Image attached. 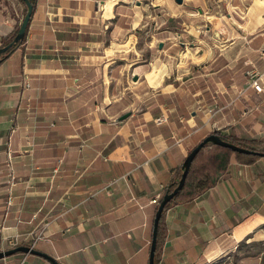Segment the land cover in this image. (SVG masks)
<instances>
[{"label": "crops", "instance_id": "crops-1", "mask_svg": "<svg viewBox=\"0 0 264 264\" xmlns=\"http://www.w3.org/2000/svg\"><path fill=\"white\" fill-rule=\"evenodd\" d=\"M23 13L0 0V46ZM215 130L264 140V0H35L0 59V250L147 264L151 199ZM163 220L155 264H264V156L232 158Z\"/></svg>", "mask_w": 264, "mask_h": 264}, {"label": "trees", "instance_id": "trees-1", "mask_svg": "<svg viewBox=\"0 0 264 264\" xmlns=\"http://www.w3.org/2000/svg\"><path fill=\"white\" fill-rule=\"evenodd\" d=\"M30 2L34 6L35 0H30ZM22 5H23V10H25L23 3ZM17 28H18V24H16L12 35L9 38H6L5 40L2 41L1 46L7 44L12 39L13 35L17 31ZM2 57H4V54L0 55V58ZM214 133L217 134L221 139L226 140L228 142H232L239 146H243L247 148L264 146V140H256V139L244 140L241 138L233 137L230 134L221 132L220 130H215ZM209 146L210 148L207 151H204V148H202L196 154V156L194 157V159L192 160L189 166L182 188L168 203L165 204L163 208V212L161 214L158 223L157 233H156L155 256L158 255L164 238V232H165V225L163 220L164 212L171 204L191 199L192 197L202 192L205 188L211 186L215 182L218 175L226 170L232 158L237 160L247 159L250 161L259 157L257 155L238 153L232 151L227 147H222L219 145L210 144ZM262 149L264 150V148ZM178 177H179V171L177 172V179ZM177 179L170 186L167 187L169 191L173 189Z\"/></svg>", "mask_w": 264, "mask_h": 264}, {"label": "water", "instance_id": "water-1", "mask_svg": "<svg viewBox=\"0 0 264 264\" xmlns=\"http://www.w3.org/2000/svg\"><path fill=\"white\" fill-rule=\"evenodd\" d=\"M20 1L24 4V7H25L23 16L21 20L19 21L17 31L13 35L12 39L7 44L0 46V55L4 54V56H6L8 53H10L16 46H18V44L22 42L25 36L27 25H28L29 19L33 11V4L30 2V0H20ZM176 1L180 2L181 0H176ZM159 46H161V44H159ZM133 79H136V76H134ZM128 115H129L128 112L124 113L119 117V119H124ZM210 144L227 147L231 149L232 151H235L238 153L264 156L263 149L247 148V147L239 146L232 142H228L226 140L221 139L214 132L203 137L184 157L180 165V168H179V177L177 181L175 182V186L173 187V189L171 191H169V189H166L165 193L162 195V198L160 199L159 203L156 206V210H155L154 218H153L152 236H151V241H150V249H149V256H148L147 264H154L155 248H156V233H157L158 223H159V220H160L165 204L168 203L182 188L186 174L189 169V166L192 160L194 159V157L196 156V154L202 148ZM17 252L39 256L50 264H60V262H58V260H56L50 254L41 252L33 248L32 245H24V244H18L16 246H12L10 248L0 250V259L10 256Z\"/></svg>", "mask_w": 264, "mask_h": 264}, {"label": "built area", "instance_id": "built-area-1", "mask_svg": "<svg viewBox=\"0 0 264 264\" xmlns=\"http://www.w3.org/2000/svg\"><path fill=\"white\" fill-rule=\"evenodd\" d=\"M248 74H249V78H250V80H249V85H250L255 91H257V92L261 91V89H262V85H261L260 82H259L260 74H259L257 71H254V70L248 72ZM27 85H28V83L26 82V86H27ZM156 121L159 122V123H160V122H164V121H166V116H165V115H161V116H159L158 118H156ZM151 202H152V203H156V204L159 203L157 197L152 198V199H151Z\"/></svg>", "mask_w": 264, "mask_h": 264}, {"label": "bare ground", "instance_id": "bare-ground-1", "mask_svg": "<svg viewBox=\"0 0 264 264\" xmlns=\"http://www.w3.org/2000/svg\"><path fill=\"white\" fill-rule=\"evenodd\" d=\"M111 7V6H110Z\"/></svg>", "mask_w": 264, "mask_h": 264}]
</instances>
